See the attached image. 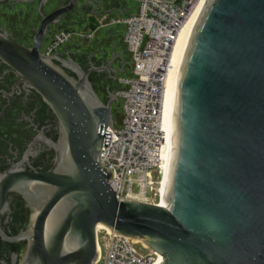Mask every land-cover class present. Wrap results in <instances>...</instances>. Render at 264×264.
<instances>
[{"label": "water", "instance_id": "water-1", "mask_svg": "<svg viewBox=\"0 0 264 264\" xmlns=\"http://www.w3.org/2000/svg\"><path fill=\"white\" fill-rule=\"evenodd\" d=\"M75 2L43 17L31 48L0 35V59L58 130L56 140L44 136L48 170L0 176V205L14 192L31 211L18 264H92L100 224L141 255L158 252L160 264H264V0L201 5L173 89L164 206L120 199L110 184L100 156L115 91L105 102L89 77L95 68L40 50L48 25Z\"/></svg>", "mask_w": 264, "mask_h": 264}, {"label": "built area", "instance_id": "built-area-1", "mask_svg": "<svg viewBox=\"0 0 264 264\" xmlns=\"http://www.w3.org/2000/svg\"><path fill=\"white\" fill-rule=\"evenodd\" d=\"M132 1V7L126 2L119 10L97 16L100 27H123V44L131 62V68L118 76L115 90L122 118L114 128H106L100 157L114 172L110 184L120 199L164 206L169 142L162 119L163 92L175 42L204 0ZM84 32L61 29L42 51L53 55L75 37H92ZM97 238L100 254L92 264H157L162 260L158 252L141 255L126 236L105 227L97 228Z\"/></svg>", "mask_w": 264, "mask_h": 264}, {"label": "flooded vegetation", "instance_id": "flooded-vegetation-1", "mask_svg": "<svg viewBox=\"0 0 264 264\" xmlns=\"http://www.w3.org/2000/svg\"><path fill=\"white\" fill-rule=\"evenodd\" d=\"M69 1L0 0V35L11 42L31 48L43 17ZM117 2L119 1L76 0L72 8L57 17L56 23L48 25L41 41V52L57 31L79 29L84 20L119 10L120 3ZM106 40L108 44L105 41L98 43L101 44L99 51L95 49L93 52H84L78 47L69 49L68 45L58 51L60 57L77 62L84 70L95 68L89 77L96 93L105 102L109 94L116 90L118 76L131 68L130 56L127 58L124 49H120L121 46L118 47L116 42ZM102 45H109L110 52L107 47L103 51ZM125 51L127 52L126 48ZM95 58L99 60L95 61ZM69 73L74 75L71 70ZM44 136L54 140L58 137L52 111L40 95L20 82L10 66L0 59V176L17 166L26 170H48L54 153ZM30 215V209L17 193H6L4 203L0 205V264H18L26 241L16 239L26 229Z\"/></svg>", "mask_w": 264, "mask_h": 264}, {"label": "rangeland", "instance_id": "rangeland-1", "mask_svg": "<svg viewBox=\"0 0 264 264\" xmlns=\"http://www.w3.org/2000/svg\"><path fill=\"white\" fill-rule=\"evenodd\" d=\"M119 2L117 3H120V6L123 4V3H126L128 2V4H130V7H132L133 5H135V2L132 1V0H118ZM113 2V1H112ZM83 18V17H82ZM75 31H81V32H89L91 33L92 37L90 38H78V37H75L73 40H71V42L68 45V48L69 49H75L76 47H78L79 49H81V51H84V52H93V50L95 49H101L100 45L101 44H98V43H101L105 41L106 44H108L107 40L106 39H110L112 42H116L117 43V46L121 48L120 49H124V52L127 54V58L129 57L128 53L125 51V48L123 47L124 44H123V27H117V28H107V27H100V24L97 20V18H92V19H87V20H84L79 29H75ZM85 33V32H84ZM88 40V42H87ZM97 42V44L95 43ZM99 45V46H98ZM114 45V44H113ZM116 46V45H114ZM108 51L110 52V47L109 45H106ZM105 45H102V49L104 51V49L106 48ZM122 51V50H121ZM99 58H95V61H98ZM66 72L69 73V70L68 69H65ZM110 86H113L112 82H109ZM103 98H105L103 96ZM121 103L118 101L117 104H113V117H114V120L117 121V122H120L121 121V118H122V109H121ZM135 190H137L135 188Z\"/></svg>", "mask_w": 264, "mask_h": 264}, {"label": "bare ground", "instance_id": "bare-ground-1", "mask_svg": "<svg viewBox=\"0 0 264 264\" xmlns=\"http://www.w3.org/2000/svg\"><path fill=\"white\" fill-rule=\"evenodd\" d=\"M201 5L193 13V15L188 19V21L185 23V25L181 29L180 34L175 42V45L171 53L170 67L168 70L167 79L165 82V88L163 92V99H162V119H163V124L167 130V138H168L169 144H170V133H171L172 99H173V89H174L176 74H177V70H178V66H179V62H180V58L183 52L185 42L192 28L194 20L201 8ZM168 155H169V151L167 154V161L165 164L166 171H167ZM165 178H166V174H165ZM163 204H164V201H163ZM52 222H53V219L50 220V224H52ZM103 227L104 226L100 224L98 225L97 228L99 229ZM160 263H161V260L157 264H160Z\"/></svg>", "mask_w": 264, "mask_h": 264}]
</instances>
